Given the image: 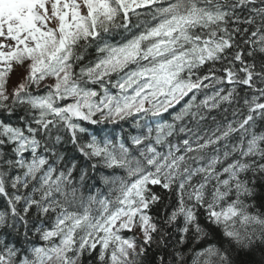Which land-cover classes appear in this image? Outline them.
<instances>
[{
  "label": "snow or ice",
  "instance_id": "6c2138e0",
  "mask_svg": "<svg viewBox=\"0 0 264 264\" xmlns=\"http://www.w3.org/2000/svg\"><path fill=\"white\" fill-rule=\"evenodd\" d=\"M17 108L0 264H264V0H0Z\"/></svg>",
  "mask_w": 264,
  "mask_h": 264
},
{
  "label": "trees",
  "instance_id": "16d2710c",
  "mask_svg": "<svg viewBox=\"0 0 264 264\" xmlns=\"http://www.w3.org/2000/svg\"><path fill=\"white\" fill-rule=\"evenodd\" d=\"M94 55V52L93 50H89V56H86L85 58V62L87 61L88 58L92 57ZM45 90H40L41 93H43ZM241 95H244V92L241 91ZM248 95H251V93H248ZM179 106H177L178 108ZM222 107H227V106H222ZM233 107H235V105H233ZM241 107H243L242 103H241ZM170 111H175V109L173 110H170ZM24 113V110L22 108H17L16 111L13 113L12 117L9 119L7 117V115L3 112H0V119H5L7 122L9 123H17V119L16 117H19V116H22ZM224 116H227V119L228 120H231L233 119L232 117V108L230 107L228 112L227 113H222L221 116L218 117V119H220L222 122H226L224 121L223 117ZM165 118L166 119H170L171 117L168 115V114H165ZM90 130H93V129H96L97 132H99V130L101 128H106L108 129L109 131H112V130H115L114 131V135L117 139H120L122 137H126L128 133H132V134H136L138 132V130L133 126L131 120L129 121H122L120 124H104V125H96V126H89ZM264 130V123L258 125L257 127V131H262ZM70 147V146H69ZM90 183H94L97 185V187L99 189H103L104 191H106V189H104V186L102 185V183L100 182V178H99V175H96L95 176V180L93 181H90ZM261 187H260V182L258 181L257 182V188H256V192H257V195H261ZM167 202V201H166ZM175 203V196L173 195L172 196V199H171V202L168 204V207H169V210L171 208V205ZM257 206H258V201H257ZM161 209H163L164 205H160L159 206ZM6 209V204H5V200L3 197H0V211H5ZM0 235H3V231H0ZM174 235L178 236L179 234L178 233H175ZM175 241L173 240V243ZM209 242L211 243H215L216 241L215 240H210ZM202 245H197V249H199ZM187 247V246H185ZM159 251V250H158ZM171 252H172V249L171 247H169L167 250H165L163 252L164 256H165V259H169L170 256H171ZM95 255V253L93 254V256ZM254 259H258L259 258V253L256 254L255 257H253ZM189 259V262L191 261V257L189 256L188 257ZM149 260L150 261H153V264L156 260H158V256L155 255V253H152L150 254L149 256ZM92 264H95V261L93 260L92 261Z\"/></svg>",
  "mask_w": 264,
  "mask_h": 264
},
{
  "label": "rangeland",
  "instance_id": "374dc122",
  "mask_svg": "<svg viewBox=\"0 0 264 264\" xmlns=\"http://www.w3.org/2000/svg\"><path fill=\"white\" fill-rule=\"evenodd\" d=\"M23 69H17L16 71H14L9 80H10V83H9V91H11V89L13 87H15L21 80L22 76H23ZM52 81H48L47 83H51Z\"/></svg>",
  "mask_w": 264,
  "mask_h": 264
}]
</instances>
